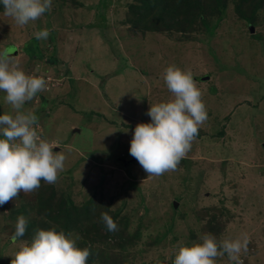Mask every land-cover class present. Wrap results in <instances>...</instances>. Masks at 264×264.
Listing matches in <instances>:
<instances>
[{"label": "rangeland", "instance_id": "rangeland-1", "mask_svg": "<svg viewBox=\"0 0 264 264\" xmlns=\"http://www.w3.org/2000/svg\"><path fill=\"white\" fill-rule=\"evenodd\" d=\"M141 2L52 0L23 27L0 3V52L45 79L24 107L66 156L56 183L42 180L0 206V264H11L36 230L62 231L48 219L55 213L43 212L48 200L51 210L71 202L92 219L98 213L102 229L84 222L69 231L89 248L87 264H172L178 242L204 233L218 241L247 233L243 264H264V0H225L213 15L215 0H177L135 24L131 7ZM45 28L48 38L37 40ZM172 64L191 70L208 118L175 171L147 176L130 141L138 123L150 122V105L172 98L163 79ZM4 96L0 114H14ZM102 212L117 231H103ZM20 215L28 224L14 241ZM216 264L234 262L225 253Z\"/></svg>", "mask_w": 264, "mask_h": 264}, {"label": "clouds", "instance_id": "clouds-1", "mask_svg": "<svg viewBox=\"0 0 264 264\" xmlns=\"http://www.w3.org/2000/svg\"><path fill=\"white\" fill-rule=\"evenodd\" d=\"M3 14L23 27L36 21L50 10L52 0H0ZM47 28L36 31L37 40H46ZM163 79L172 98L150 105L149 123H138L132 134L129 153L147 176L159 177L175 171L192 142L199 127L207 120L206 106L191 70H181L175 64L164 70ZM46 88L41 76L26 74L19 63L6 52H0V91L14 114H0V206L16 199L21 192L31 193L43 180L56 183L58 173L64 170L66 156L56 149L55 142L42 138L38 133V117L26 110L38 92ZM100 219L109 232L118 225L107 212ZM28 220L17 217L15 241L23 237ZM80 237L64 231L38 229L30 241H24L13 253L11 264H87L88 247H77ZM249 236L241 233L236 238L217 240L212 233H204L198 240L178 242L172 264H216V258L227 254L234 264H243L241 253L248 251ZM157 264L162 262L157 261Z\"/></svg>", "mask_w": 264, "mask_h": 264}, {"label": "trees", "instance_id": "trees-1", "mask_svg": "<svg viewBox=\"0 0 264 264\" xmlns=\"http://www.w3.org/2000/svg\"><path fill=\"white\" fill-rule=\"evenodd\" d=\"M141 7L139 6H135V7H131L134 16L138 19L135 20V24H140L139 20H145V15L146 14V10L148 9V11H152V13L154 14L159 8H163L162 5L166 4L165 6V10L163 9V12H167L171 6L173 5L174 2H177V0H141ZM225 0H215V2L217 3L215 6L210 7L208 9L207 14L208 15H213V11H216L217 7H225L226 2H224ZM240 1H244V0H239ZM165 2V3H164ZM241 6L242 4L238 3L237 5V9L235 10L236 13H239V9L238 6ZM139 7V8H138ZM143 14V15H142ZM174 22V21H173ZM171 22V23H173ZM171 25V24H170ZM170 25H166L164 24L163 28L165 30L167 29H171ZM172 27V26H171ZM49 201V200H48ZM45 202L43 204V212L50 210V213H55V216L53 215V217L48 216V219L51 218L50 222L55 223L56 225H58V227H60V229L62 231H64L65 233H68L70 230H75V229H79L81 225H83L82 223H84V225H87L86 227H99L100 229H102V224L98 223L95 224L97 221V217H98V213L93 212V219L91 218V214L90 211L86 210L87 207H77L74 204H71V206H67L65 202H62L61 205L56 206V208H54L53 210H51L49 202ZM43 200H41V198H39V203L42 205ZM93 228V229H95ZM83 229V228H82ZM103 231L105 233L109 232L106 228V226L103 227ZM102 231V232H103ZM87 232V231H85ZM100 233L98 232L97 235H99ZM110 234V233H107ZM136 238L138 235H134ZM122 239V237H119Z\"/></svg>", "mask_w": 264, "mask_h": 264}]
</instances>
